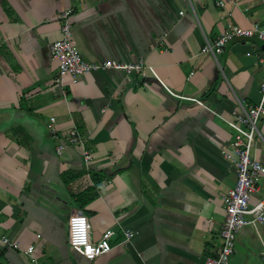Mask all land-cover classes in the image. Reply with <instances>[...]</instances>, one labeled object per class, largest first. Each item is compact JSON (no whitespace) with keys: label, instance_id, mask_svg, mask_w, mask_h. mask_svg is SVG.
I'll return each instance as SVG.
<instances>
[{"label":"crops","instance_id":"crops-1","mask_svg":"<svg viewBox=\"0 0 264 264\" xmlns=\"http://www.w3.org/2000/svg\"><path fill=\"white\" fill-rule=\"evenodd\" d=\"M65 11L86 61H144L157 76L98 71L57 86L51 45ZM255 22L264 29V0H0V264L217 257L223 198L237 181L226 158L236 132L224 120L240 103H259L264 43L235 40L218 61L202 49L229 24ZM259 128L253 156L264 165V120ZM73 129L93 153L89 166L70 142ZM263 197L264 174L252 204ZM82 212L93 241L116 232L112 252L93 262L69 244V220ZM127 230L136 235L123 243ZM32 246L35 261L25 254ZM263 251L264 225L246 228L230 264H262Z\"/></svg>","mask_w":264,"mask_h":264},{"label":"built area","instance_id":"built-area-1","mask_svg":"<svg viewBox=\"0 0 264 264\" xmlns=\"http://www.w3.org/2000/svg\"><path fill=\"white\" fill-rule=\"evenodd\" d=\"M219 5L225 6L223 2H220ZM71 17L72 11H65L58 16V21L62 24V38L51 45L52 58L59 63L58 77L55 81L57 86L63 87L68 78L77 80L98 71L119 70L127 73H140L147 68L157 76L154 69L146 67L144 61L131 64L116 61L99 63L86 61L72 43ZM251 39H257L264 43V29L261 24L255 22L247 29L229 24L228 29L223 31L213 43L205 44L202 54L211 55L218 61V57L224 54L231 42ZM4 42L0 40V46ZM168 91L174 95L169 89ZM185 99L197 102L193 99ZM240 104V111L234 112L231 119L224 120L236 132L231 149L233 154L226 155V158L231 160L236 167L237 181L223 198L226 220L221 231V251L217 257L207 258L205 264H230L235 253L238 234L246 228H252L259 232L260 227L264 225V197L256 204H252L253 196L258 192V184L264 174V165L253 156L256 140L262 139L259 127L261 121L264 120V78L261 83L259 103L248 108L242 103ZM51 122L52 124L56 123V119L52 118ZM51 132L55 131L52 129ZM70 142L83 150L84 161L89 166L94 157L93 153L86 148L85 137L77 129H73L70 133ZM64 150V146H59L58 155H62ZM123 235V243H128L136 234L127 230ZM115 236V231L107 230L99 241H93L90 220L83 212L72 216L69 220L70 247L90 262L112 252L114 249L112 240ZM1 241L10 248H18L8 237H3ZM34 251L35 247L33 246L25 251V254L33 261H35ZM261 263L264 264V251L261 254Z\"/></svg>","mask_w":264,"mask_h":264}]
</instances>
